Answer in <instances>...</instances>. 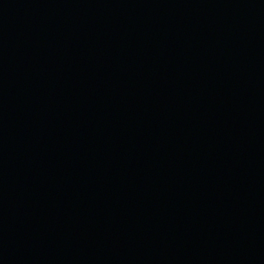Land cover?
Wrapping results in <instances>:
<instances>
[{
	"label": "water",
	"instance_id": "1",
	"mask_svg": "<svg viewBox=\"0 0 264 264\" xmlns=\"http://www.w3.org/2000/svg\"><path fill=\"white\" fill-rule=\"evenodd\" d=\"M0 264H264V0H0Z\"/></svg>",
	"mask_w": 264,
	"mask_h": 264
}]
</instances>
